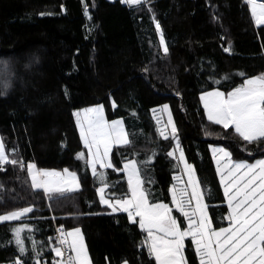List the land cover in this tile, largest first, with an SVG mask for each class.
I'll use <instances>...</instances> for the list:
<instances>
[{"label":"trees","instance_id":"trees-1","mask_svg":"<svg viewBox=\"0 0 264 264\" xmlns=\"http://www.w3.org/2000/svg\"><path fill=\"white\" fill-rule=\"evenodd\" d=\"M261 74L264 25L255 24L244 0H146L136 6L121 0H0V135L9 158L25 165L0 171V215L33 209L21 220L0 223V263L52 264L60 259L53 251L59 248L56 228H79L92 264H155L138 223L101 205L97 189L106 183L107 199L126 198L121 167L135 161L149 202L170 203L179 166L167 155L172 139L159 135L152 117L163 105L205 190L213 225L222 227L227 206L210 147L250 160L264 157V151L253 156L264 139L248 143L234 129L211 123L200 96L230 92ZM96 105L108 120L124 122L130 143L115 146L113 167L94 177L74 113ZM79 153L85 158L77 159ZM28 163L76 172L80 186L49 199L32 189ZM16 227L25 229L23 254ZM190 244L187 262L199 264Z\"/></svg>","mask_w":264,"mask_h":264},{"label":"snow or ice","instance_id":"snow-or-ice-1","mask_svg":"<svg viewBox=\"0 0 264 264\" xmlns=\"http://www.w3.org/2000/svg\"><path fill=\"white\" fill-rule=\"evenodd\" d=\"M144 0H121L129 6L140 5ZM257 26L264 25V2L245 0ZM87 14V9H85ZM156 32L160 35V47L165 55L168 47L161 26L154 21ZM229 52V48L224 49ZM207 119L224 129L232 128L235 133L248 143L264 139V74L245 78L240 87L227 94L214 91L200 97ZM115 107V104H113ZM163 112L168 113L165 105ZM80 139L87 149L86 165L96 177L97 166L100 169L112 168L110 153L114 145H128L130 140L119 120L108 122L104 118L102 106L89 108L74 113ZM159 123V121H158ZM167 128L171 136L176 138L177 129L169 113ZM167 128L159 129L160 135L168 138ZM179 152V161L184 166L188 177L185 188L173 187L171 192L175 209L187 221V227L173 217L172 209L163 203H150L148 194L143 189L137 163L129 161L124 164L123 171L127 175L128 195L117 200L107 199L105 189L107 184L97 189L101 205H106L112 213L123 212L130 223H138L142 231L147 232V248L155 264H187L184 251L185 239L191 238L199 264H264V159L254 164L233 162L230 153L224 148H213V159L220 178L223 194L228 206V214L224 218L229 221L228 227L213 228V222L207 211L206 197L201 190V184L196 179L192 165L185 161L184 153L176 144L175 150L167 153L175 158ZM85 158V153L77 154V159ZM223 161V163H222ZM24 162L10 159L5 145L0 141V171L4 165ZM33 163L26 165L27 174L33 190H42L49 199L53 194L63 195L77 190L80 182L77 173L64 169L63 172L36 170ZM99 180L104 183L103 173ZM189 189L191 190L189 192ZM32 207L0 215V222L21 220L32 212ZM138 218V220H137ZM25 229H13L15 243L21 254L25 252L21 233ZM61 245H67L73 255L65 260L61 248H54L58 264H90L87 249L79 228L62 234ZM16 264H22L20 260ZM126 264V262H125Z\"/></svg>","mask_w":264,"mask_h":264},{"label":"rangeland","instance_id":"rangeland-1","mask_svg":"<svg viewBox=\"0 0 264 264\" xmlns=\"http://www.w3.org/2000/svg\"><path fill=\"white\" fill-rule=\"evenodd\" d=\"M146 0H144V2H145ZM245 1V0H244ZM258 3L260 2V1H257ZM136 6V5H135ZM249 9H250V7H249ZM255 22V21H254ZM256 24V23H255ZM159 37H160V35H159ZM214 91H220V90H211V91H209V92H214ZM220 92H222V91H220ZM206 93H208V92H206ZM224 93V92H223ZM228 93V92H227ZM227 93H225V94H227ZM205 94V93H204ZM204 94H202V95H204ZM201 95V96H202ZM200 96V97H201ZM201 100V99H200ZM201 103H202V101H201ZM202 105H203V103H202ZM97 106H101V105H96V106H91V107H87V108H83V109H80V110H78V111H76L75 113H77V112H82V111H84V110H86V109H89V108H95V107H97ZM164 106L165 105H163V106H160V107H158V108H156V109H154V110H152V117H153V119H154V122H155V124H156V126H157V129L159 128V129H164V128H167V125H168V118H169V113H170V115H171V119H172V122H173V124H174V120H173V117H172V113H171V110H170V108H169V106H168V113H165V112H163V108H164ZM204 108V107H203ZM104 110V109H103ZM205 110V109H204ZM206 114V113H205ZM207 117V116H206ZM104 118H105V120L106 121H108V122H112V121H117V120H119V121H121L122 123H123V127H124V130H125V132H126V129H125V125H124V122L121 120V119H116V120H108L107 119V117H106V115H105V112H104ZM75 120H76V125H77V118H76V116H75ZM158 121H159V123H158ZM175 125V124H174ZM77 129H78V127H77ZM78 131H79V129H78ZM158 133H159V135H160V131H158ZM80 134V133H79ZM126 134H127V132H126ZM167 135H168V138H170V139H172V141H173V147L171 148V150L170 151H174L175 150V147H176V144L177 143H179V141H178V137H177V133H176V138L175 139H173L172 138V136H171V129L170 128H167ZM127 136H128V134H127ZM161 136V135H160ZM162 137V136H161ZM164 138V137H163ZM0 141H2V138H1V135H0ZM115 146H119V145H114L113 146V148L115 147ZM179 146H180V144H179ZM112 148V149H113ZM180 148H181V146H180ZM213 148H224V147H222V146H219V145H213V146H211L210 147V151H211V154H212V157H213V153H212V149ZM86 149V148H85ZM182 149V148H181ZM226 151H228L226 148H224ZM264 149V147H262L261 149H259L255 154H257V153H259L260 151H262ZM86 151H87V149H86ZM112 151V150H111ZM183 151V150H182ZM229 152V151H228ZM184 153V152H183ZM230 153V152H229ZM110 155H111V153H110ZM230 156H231V154H230ZM184 157H185V155H184ZM176 161H177V163H178V166H179V172H177L176 174H174V178H173V183H172V185L170 186V189H169V197H170V203H163V202H158V203H163V204H165V205H167L169 208H171L172 209V215H173V217L174 218H176L177 219V222L178 223H181L182 224V227H184V228H186L187 227V221L185 220V218L181 215V213L180 212H178L176 209H175V206H174V204H173V202H172V197H171V192H170V190L173 188V187H176L177 189H179V188H185L186 187V185H187V181H188V177H187V175L184 173V166H183V164H181L180 163V161H179V152H175V158H174ZM231 159H232V161L233 162H237V163H248V164H254L257 160H260V159H264V157H260V158H254V159H250V160H247V159H244V160H235L232 156H231ZM185 161L187 162V160H186V158H185ZM213 161H214V159H213ZM127 163V162H126ZM188 164H190L189 162H187ZM222 163H223V161H222ZM125 164V163H124ZM124 164L122 165V167H121V171L125 174V176H126V179H127V175H126V173L123 171V167H124ZM190 165H192V164H190ZM193 166V165H192ZM214 166H215V170H216V162L214 161ZM137 168H138V166H137ZM193 168H194V166H193ZM90 169V168H89ZM36 170H42V169H38L37 167H35V169H34V171H36ZM98 170H101L100 168H99V166H97V171ZM46 171H57V170H46ZM90 171H91V169H90ZM57 172H63V171H57ZM216 173H217V171H216ZM91 174H92V172H91ZM218 175V174H217ZM141 177V176H140ZM196 179H197V181L200 183V181H199V179H198V177H197V175H196ZM141 180H142V178H141ZM218 180H219V183H220V178H219V176H218ZM201 184V183H200ZM220 186H221V184H220ZM221 189H222V192H223V188H222V186H221ZM201 190H202V192L204 193V195H205V190H204V188H203V186H202V184H201ZM191 190L189 189V192H190ZM130 195V194H129ZM224 195V194H223ZM224 200H225V197H224ZM206 202V201H205ZM225 203H226V206H227V202H226V200H225ZM207 211H208V207H207ZM174 212L176 213V214H174ZM7 214V213H6ZM208 214H209V212H208ZM227 214H228V206H227V213L225 214V216H224V218L227 216ZM3 215V214H2ZM209 217H210V215H209ZM180 218L182 219L181 221L182 222H180ZM211 219V218H210ZM137 220H138V218H137ZM1 223V222H0ZM139 225V224H138ZM229 226V221H227L226 219H225V221H224V225L222 226V227H228ZM213 228L214 229H219V228H221V227H219V228H215L214 227V225H213ZM74 230V229H73ZM69 231H72V230H69ZM69 231H65V232H63V234H66L67 232H69ZM143 233H144V240H145V245H147V232H145V231H143ZM81 234H82V236H83V233H82V231H81ZM191 241V238H186L185 239V248H186V246H187V241ZM83 241H84V245H85V247H86V249H87V246H86V242H85V239H84V236H83ZM191 247H192V249H193V251H194V253H195V256H196V258H197V260H198V262H199V258L197 257V255H196V252H195V248H194V246L192 245V241H191ZM147 247V246H146ZM148 249V248H147ZM87 253H88V257H89V260H90V264H92V261H91V258H90V256H89V252H88V249H87ZM71 255H73L72 253H71ZM184 255H185V251H184ZM185 258H186V256H185ZM186 261H187V259H186ZM187 264H188V262H187Z\"/></svg>","mask_w":264,"mask_h":264},{"label":"built area","instance_id":"built-area-1","mask_svg":"<svg viewBox=\"0 0 264 264\" xmlns=\"http://www.w3.org/2000/svg\"><path fill=\"white\" fill-rule=\"evenodd\" d=\"M257 1L264 2V0H257ZM62 234H63V231H62L61 229H59V228H56L55 239L58 241V243H59V240L62 238ZM59 248H61L62 251H64V253H65V257H64V259L66 260L67 257H68L69 255H71L70 251L68 250V246H67V245H61V244L59 243ZM60 260H61V258H60L59 260L53 262L52 264H58V261H60ZM16 261H17V260L8 261V262H2V263H0V264H16ZM20 261H21V260H20ZM21 262H22V264H26L24 261H21Z\"/></svg>","mask_w":264,"mask_h":264},{"label":"water","instance_id":"water-1","mask_svg":"<svg viewBox=\"0 0 264 264\" xmlns=\"http://www.w3.org/2000/svg\"><path fill=\"white\" fill-rule=\"evenodd\" d=\"M264 151V149L262 150V151H260L259 153H261V152H263ZM259 153H257V154H259ZM257 154H254L253 156H256Z\"/></svg>","mask_w":264,"mask_h":264}]
</instances>
